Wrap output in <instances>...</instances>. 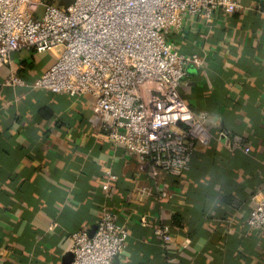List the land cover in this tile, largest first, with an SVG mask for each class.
<instances>
[{"label":"crops","instance_id":"0c3cea01","mask_svg":"<svg viewBox=\"0 0 264 264\" xmlns=\"http://www.w3.org/2000/svg\"><path fill=\"white\" fill-rule=\"evenodd\" d=\"M238 2L235 15L187 18L172 33L176 49L203 60L188 67L180 93L210 133L180 180L154 179L106 141L91 97L33 89L53 55L12 54L0 69V264H63L70 236L97 228L105 207L128 231L114 264H264V232L247 224L253 195L264 192V0ZM10 75L27 87L5 86ZM146 186L153 194L140 197ZM159 225L172 231L166 247Z\"/></svg>","mask_w":264,"mask_h":264},{"label":"built area","instance_id":"2783aa9c","mask_svg":"<svg viewBox=\"0 0 264 264\" xmlns=\"http://www.w3.org/2000/svg\"><path fill=\"white\" fill-rule=\"evenodd\" d=\"M0 0V69L21 51L51 54L54 65L32 85L71 97L89 96L106 141L134 154L141 170L180 180L193 157L208 147L210 133L185 104L180 88L188 67L202 68L197 55L181 53L172 42L187 18L211 23L218 14L235 15L238 0ZM4 85L27 87L10 75ZM237 148L250 147L234 138ZM109 181L117 180L108 172ZM110 197L108 181L102 183ZM137 194L148 197L149 187ZM170 199L174 196L170 195ZM248 227L264 232V192L252 197ZM142 217L140 224L150 226ZM162 246L173 241L170 226H155ZM128 231L105 207L93 237L70 236V264H114L124 253Z\"/></svg>","mask_w":264,"mask_h":264},{"label":"water","instance_id":"95a60500","mask_svg":"<svg viewBox=\"0 0 264 264\" xmlns=\"http://www.w3.org/2000/svg\"><path fill=\"white\" fill-rule=\"evenodd\" d=\"M96 227H94L90 232H89V236L93 237L95 232H96ZM73 260V254L68 253L65 258H64V263L63 264H70Z\"/></svg>","mask_w":264,"mask_h":264},{"label":"rangeland","instance_id":"374dc122","mask_svg":"<svg viewBox=\"0 0 264 264\" xmlns=\"http://www.w3.org/2000/svg\"><path fill=\"white\" fill-rule=\"evenodd\" d=\"M61 5H68L70 3V1L68 0H61Z\"/></svg>","mask_w":264,"mask_h":264},{"label":"trees","instance_id":"16d2710c","mask_svg":"<svg viewBox=\"0 0 264 264\" xmlns=\"http://www.w3.org/2000/svg\"><path fill=\"white\" fill-rule=\"evenodd\" d=\"M178 220H179L178 216H175V218H174L173 221H174V223L179 224V223H178Z\"/></svg>","mask_w":264,"mask_h":264}]
</instances>
